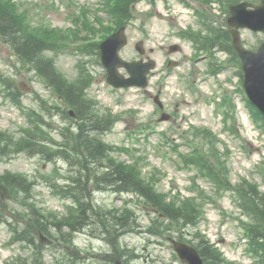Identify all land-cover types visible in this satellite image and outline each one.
Masks as SVG:
<instances>
[{
  "label": "rangeland",
  "instance_id": "obj_1",
  "mask_svg": "<svg viewBox=\"0 0 264 264\" xmlns=\"http://www.w3.org/2000/svg\"><path fill=\"white\" fill-rule=\"evenodd\" d=\"M11 1L26 17L30 28L51 43L46 54L69 81L79 80L82 69L87 77L92 78L87 98L95 103L100 117L113 119L111 129L101 136L104 144L114 150L112 159L103 158V164L124 163L138 168L144 179H154L158 190L185 201L189 198L199 200L204 212L197 228H175L173 234L165 231L166 228L163 230L160 225L152 224L156 211L140 202L138 196L114 192L112 187H99L97 177L101 181L108 168L95 165L97 174L87 182L90 202L97 212L92 216L94 225L74 232L66 223L73 219L70 209L74 202L64 200L53 184L70 185L72 183L66 178L78 175L80 170L82 175L85 174L81 164L77 165L82 159L78 154L81 152L76 149L73 155H69L76 160L70 163L58 156L45 157L34 152L32 147L29 151L10 152L0 158V176L8 173L25 177L31 182V191L15 188V198L5 204L10 217L15 213L23 219L12 218L13 225L16 223L20 231L25 229L26 222L31 229L38 231V221L30 220L35 218L34 211L42 212L50 242L44 245L41 264H115L116 259L122 264L124 261L126 264H184L169 241L180 230L189 234L188 238L194 243L198 241L197 231L217 243L232 264L255 263L242 228L243 222L252 221L251 214H244L231 192L220 198L215 196L213 183L207 175H201L203 170L187 167L177 153H192L196 148L201 154L206 153L210 164L216 159L217 165L228 171L221 177L228 178L233 186L245 187L251 183L264 193V125L256 122L251 114L241 90L243 79L238 74L239 68L234 61L228 60V54L220 49L215 51L221 67L220 71L215 69L212 73L213 59L199 58L196 44L177 35L188 28L201 30L193 9L179 0H161L152 6L142 2L133 6V19L127 23L128 45L121 55L128 61L140 59L142 56L137 52L136 44L144 41V59L155 60L157 66L147 89H114L106 81V70L100 58L89 53L92 47L88 49L90 44L101 42L118 27L117 20L106 12L109 0ZM207 2L211 4L214 0L188 1L195 10L212 7L210 14L214 25L225 23L222 7L227 5L226 1L223 0L222 4L218 0L211 6ZM86 23L91 29L85 27ZM242 39L248 48H253L264 42V34L244 30ZM176 44L181 50L172 53L170 47ZM172 60L178 62L177 66L168 68ZM7 86L12 89H6ZM14 91L19 94L9 93ZM156 96H160L165 105L164 111L155 104ZM229 104L236 108L232 127L237 132L235 129L231 131L225 122ZM68 111L54 90L21 60L9 41L0 34V146L8 143L10 137L17 140L23 131H32V117L41 114L44 119L40 126L50 132L57 144L55 147L67 148L70 154L69 138L75 139L77 144L82 142L76 135L78 123ZM164 112L172 118L161 120ZM202 128L210 129L216 136L213 139L217 142L215 148L212 149L210 141L204 146L199 139ZM199 187L207 194L196 193ZM125 207L132 208L135 216L128 219L125 228L119 225L117 242L128 251V256L118 258L114 257L109 243V235L114 232L104 235L98 222L111 214L116 217L124 214ZM4 214L7 213L0 206V264L18 263L15 261L18 257L26 261L18 264H33L35 257H30L33 256V247L14 239L10 229L2 223L9 218Z\"/></svg>",
  "mask_w": 264,
  "mask_h": 264
},
{
  "label": "trees",
  "instance_id": "obj_2",
  "mask_svg": "<svg viewBox=\"0 0 264 264\" xmlns=\"http://www.w3.org/2000/svg\"><path fill=\"white\" fill-rule=\"evenodd\" d=\"M106 4V12L113 16L117 20L116 26H121L131 22L133 19L132 8L133 5L147 1L155 3L157 0H112ZM239 0H231L229 3H236ZM228 12V11H227ZM86 28H90L88 24H85ZM208 35L202 36L199 34L186 33L182 34L186 38L194 41L198 49L220 48L227 51L230 55V61H234L237 68H239V76L243 79V73L240 68V59L232 47V37L228 30L220 28L218 26H207ZM116 30V29H114ZM0 34L3 38L9 41L10 45L18 56L30 65L35 73L40 76L55 92L56 95L63 101V103L70 110L75 113L74 119L77 121L76 135L80 137L82 144H77L75 139L69 138L70 154L67 148L58 149L54 141V138L47 130L43 129L40 124L44 117L41 114H36L32 117L34 130L27 132L23 131V135L15 140L13 137L8 138V143L0 146V156H6L10 152L21 150H34L45 157L51 158L58 156L63 160H68L70 163L75 159L69 155H73L76 149L81 153V160L77 161V165L81 164L86 170L85 174H81V170L78 171V175L66 178V181L72 183L67 186H58L53 184V187L65 198H71L75 201V210L72 211L73 219L67 223V226L72 230L80 231L83 228L94 225L92 218L97 214L94 204L90 202V189L88 188V179L92 178L97 173L95 165L108 168V171L101 176V181L97 183L100 186L112 187L114 192L136 195L139 197L140 202H144L153 207L156 211V218L152 224L160 225L163 230L175 233L173 229L183 227L184 229L197 228L203 219V207L199 200L189 198L188 200H182L179 197L172 196L171 193H163L158 190L157 183L153 182V178H143L138 168L127 166L124 163L115 164L112 163L108 166L103 164V158H111V154L114 151L113 147H110L101 140V136L108 132L113 126L111 118L109 116L100 117L96 110V105L93 101L87 98L88 90L92 84V78L87 77L81 70V76L79 80L74 82L69 81L55 66L53 60L46 54L51 49V43L44 38V35L37 34V31L30 28L29 23L26 21V17L19 13L15 4L11 0H0ZM63 35V34H62ZM46 36V35H45ZM99 42L90 44L88 49L93 48L89 53L97 54L99 57ZM214 63H212V66ZM221 67V66H219ZM219 67L214 66L213 69L220 71ZM213 70V72H214ZM17 92V91H16ZM12 94H15L14 92ZM226 99V98H225ZM226 104V103H225ZM248 107L254 114L256 122H261L264 125V116L247 100ZM231 107L233 105L229 104ZM70 116V113L68 112ZM45 121V120H44ZM50 126V125H49ZM235 128L232 130L234 131ZM236 131V129H235ZM66 136V135H65ZM195 139H198L196 137ZM201 139L204 146L210 144L212 149L215 148L216 136L210 131V129L202 128ZM72 144V146H71ZM190 145H193L191 143ZM177 147L176 145H174ZM192 147V148H193ZM117 151L122 150L116 148ZM180 161L197 171L203 170L201 175H207V179L214 185V195L218 198L222 197L224 193L231 192L235 198V202L240 203V207L245 212L244 214H251L252 221L245 224L242 223L244 229V235L247 237L249 247L251 249V255L256 260L253 264H264V193L258 190V186L255 184L247 183L245 187L233 186L228 178L223 179L221 176H226L228 171L220 165H217L216 159L211 164L205 153L201 154L196 148L192 150V153L184 154L177 151ZM86 155V156H84ZM83 157L85 160L83 161ZM80 158V157H79ZM76 161V160H75ZM138 165V162L135 163ZM3 182L9 186L12 192L15 191L16 186L21 187L26 192L31 189V184L26 181L24 177L20 176H6L2 177ZM157 182V179H155ZM199 195H206L207 192L200 189L196 190ZM210 195V194H208ZM213 196V195H212ZM214 197V196H213ZM215 198V197H214ZM35 210V208H33ZM124 214L116 217L114 214L105 217L98 222V227H102L101 231L104 234L107 232H114V235H109V243L114 250V257H127L128 251L124 250L117 242V235H119V225L125 228L130 217L135 216V212L132 208L125 207ZM34 220L38 221L39 230L43 231L45 235H49L46 222L42 220L43 214L39 211H34ZM93 216V217H92ZM131 219V218H130ZM61 224V223H60ZM26 232V231H25ZM176 238L179 241H184L195 246L201 256L204 259L205 264H232L224 257V254L220 248L211 243L210 240L201 235L198 231L195 236L198 238L197 243L192 242L188 238L189 234L185 231H178ZM27 233V232H26ZM26 238H23L25 240ZM29 243H34L33 238H27ZM67 241L66 239H63ZM37 247H41L37 244ZM37 249V250H38ZM39 253V252H38ZM126 264V261H124Z\"/></svg>",
  "mask_w": 264,
  "mask_h": 264
},
{
  "label": "water",
  "instance_id": "obj_3",
  "mask_svg": "<svg viewBox=\"0 0 264 264\" xmlns=\"http://www.w3.org/2000/svg\"><path fill=\"white\" fill-rule=\"evenodd\" d=\"M232 16L229 25L233 28V46L242 61L244 86L251 102L264 114V43L258 50L247 49L241 40L240 29L247 28L254 32H264V0L260 5L243 2L230 8ZM126 27H121L115 34L106 39L100 46L101 61L107 70V82L115 88L148 86V74L155 68L154 61H127L120 55L127 45ZM136 49L144 54L143 42ZM124 69L128 77L121 73ZM157 102L158 98L156 99ZM168 119L164 115L162 120ZM0 195L9 197L8 190L0 182ZM175 251L185 264H204L203 258L193 246L170 239Z\"/></svg>",
  "mask_w": 264,
  "mask_h": 264
}]
</instances>
